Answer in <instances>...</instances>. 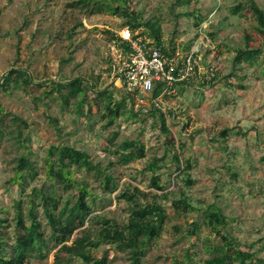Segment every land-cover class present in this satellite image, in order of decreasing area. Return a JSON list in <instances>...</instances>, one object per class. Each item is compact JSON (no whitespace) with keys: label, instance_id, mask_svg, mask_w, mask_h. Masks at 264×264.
<instances>
[{"label":"rangeland","instance_id":"rangeland-1","mask_svg":"<svg viewBox=\"0 0 264 264\" xmlns=\"http://www.w3.org/2000/svg\"><path fill=\"white\" fill-rule=\"evenodd\" d=\"M75 1L0 0V80L12 68L26 69L34 78L24 87L9 91L0 88V103L10 112L9 117L17 114L26 120L19 123L23 136H29L22 144L8 136L0 141V216L7 219L3 229L11 236H23L13 219L14 201L21 192L11 177L24 144L29 146L30 165L40 173L45 150L51 144L66 143L90 155V160L82 159L80 166L98 195L96 213L119 220L127 218L129 201L155 202L151 193L156 187L148 166L155 158L164 157L156 174L167 197L158 200L166 204L169 217L142 264H169L175 253L182 256L187 252L191 257L193 252L198 257L215 254L213 246L221 237L209 225L205 210L210 204H218L223 210L228 219L223 232L239 242L247 259L251 254L264 257V34L256 29L253 10L247 4L233 11L238 3L250 0H126L132 10L157 21L169 46L178 44L187 51L199 43L204 67L215 64L218 71L212 85H204L200 79L178 83L163 99L164 111L170 112L169 132L162 129L158 117L149 114L119 118L118 127L108 126L106 119H101L99 98L92 88H86L85 102L80 105L84 113L80 115L78 100L54 87L53 81L82 76L85 83L93 82L98 89L108 87L115 101L126 96L124 88L108 74L107 32L127 26L126 9L116 15H90ZM255 1L264 8V0ZM188 12L200 14V24ZM140 30L154 38L148 27ZM247 33L254 36L249 41ZM246 46H261L263 54L250 64L244 61L234 65L237 50ZM136 97V111L151 108L150 94ZM9 117L8 123L13 125ZM226 128L228 131L221 134ZM115 130L118 135L114 142L139 138L145 155L137 157L136 149L119 153L107 139ZM176 151L191 163L189 183L184 178L186 173H177ZM41 182V175L29 181L27 191ZM113 183L117 184L115 189ZM135 186L143 192L136 191ZM183 196L193 209L176 210L172 205V199ZM38 209L44 219L42 206ZM193 221L200 227L189 234ZM104 247L109 254L107 264L129 262L126 253L108 244ZM58 250L54 248L44 260L33 256L26 264H54ZM71 264L84 263L75 259Z\"/></svg>","mask_w":264,"mask_h":264},{"label":"trees","instance_id":"trees-1","mask_svg":"<svg viewBox=\"0 0 264 264\" xmlns=\"http://www.w3.org/2000/svg\"><path fill=\"white\" fill-rule=\"evenodd\" d=\"M75 4L86 8L90 15L101 13L116 15L125 8L124 24L132 30L148 27L151 30L150 34L154 36L153 39L168 52L169 44L163 39L157 21L145 18L143 12L132 10L127 6L126 0L121 2L77 0ZM243 4H247L253 10L257 22L256 29L260 34H264V8L258 5L255 0H250L238 3L234 6L233 11L238 12ZM188 13L193 14L197 18V23L200 24L203 19L200 14ZM107 32L110 39L117 38L119 40L113 31L107 30ZM142 33L145 34V31L143 30ZM245 37L249 41L254 36L247 33ZM262 54L261 46H246L237 50L232 61L234 65L244 63V61L250 64ZM33 82L34 78L26 69L12 68L2 75L0 88L9 91L12 87H24ZM53 83L54 87L64 90L71 99L78 100L76 106L80 115L84 113L80 105L85 102L86 88H92L99 98L97 105L101 110V119H106L108 126L118 127L119 118H139L142 114H149L159 118L160 125L165 132L170 131L168 122V113L170 112L166 113L159 106H153L147 111H136L134 96L130 93L126 92V96L122 100L115 101L111 93L108 92V87L98 89L93 82L85 83L82 76L65 81H53ZM164 85L163 82L157 84L153 95H159ZM9 113L0 103V141L8 136L22 144L29 139V136H23V128L19 122H27L17 114H12L9 117ZM171 113L173 112L171 111ZM8 117L13 125L8 123ZM227 131L228 128L222 130L221 134H225ZM117 135L118 130H115L113 137L107 139L112 145L119 148V153L123 154L125 151L136 149L137 157L145 155V147L141 139L124 138L116 143L114 139ZM24 147L25 150L15 158L14 174L11 177L12 182L19 186L21 192L14 201L16 211L13 219L15 225L23 231V236L21 238L7 233L3 229V222L7 219L0 216V264H26L33 256L44 260L56 247H59V250L54 254V264H71L75 259H80L84 264H107L109 263V254L104 247L107 244L115 251L127 254L129 262L125 264L143 263L152 244L161 237L169 217L166 204L158 200L160 196L167 197L166 188L160 183L159 175L156 174L164 157L155 158L148 166L153 172L150 177L151 183L156 187V190L151 193L155 202L131 200L128 203L127 218L119 220L104 213H96L98 195L88 184L87 177L80 166L82 159L90 160L88 152L66 143L51 144L45 150L46 153L42 158L43 169L39 173L37 168L30 165L27 154L29 146L24 144ZM173 158L177 162V173H186L185 181L191 182L192 179L187 172L191 167L190 161L183 160L179 151L175 152ZM99 171L103 173V169L100 167ZM39 175L42 176V182L34 185L28 192L29 181ZM116 187L117 184L113 183L112 189ZM135 190L143 192L137 186H135ZM158 190H161V193ZM63 193L65 196H62ZM38 198H41V202L37 201ZM172 205L176 210L194 208L185 196L172 199ZM38 206H42L44 219L40 217ZM1 209L2 211L7 210ZM205 211L210 218L209 225L221 237V242L213 246L215 254L198 257L197 252H193V257H191L187 252L182 256L175 253L169 264H264V257H259L256 254H251V258L247 259L239 242L230 233L223 232L228 219L218 204H210ZM199 227V223L193 221L189 227L190 230H188L189 234L196 233ZM100 250L101 253L98 254L97 252ZM62 252L66 254H61Z\"/></svg>","mask_w":264,"mask_h":264},{"label":"built area","instance_id":"built-area-1","mask_svg":"<svg viewBox=\"0 0 264 264\" xmlns=\"http://www.w3.org/2000/svg\"><path fill=\"white\" fill-rule=\"evenodd\" d=\"M113 32L119 40H109L108 74L112 81L134 97L150 94L151 107H162L163 99L174 92L178 82L200 79L209 86L215 81L217 68L211 63L204 67L199 43L187 51L175 44L168 46L167 52L140 28L132 30L124 26ZM160 82L165 85L162 92L154 96L153 91Z\"/></svg>","mask_w":264,"mask_h":264}]
</instances>
